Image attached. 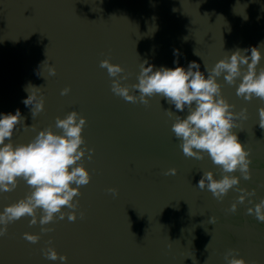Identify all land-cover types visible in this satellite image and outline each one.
Returning a JSON list of instances; mask_svg holds the SVG:
<instances>
[{
	"label": "water",
	"instance_id": "water-1",
	"mask_svg": "<svg viewBox=\"0 0 264 264\" xmlns=\"http://www.w3.org/2000/svg\"><path fill=\"white\" fill-rule=\"evenodd\" d=\"M261 42L264 0H0V114L19 109L24 118L11 142L27 144L50 126L59 133L56 118L76 111L86 119L81 135L87 147L78 163L90 175L73 198L79 202L75 221L65 215L42 226L38 210L35 225L28 216L8 224L0 236V264H226L229 249L246 264H264V222L247 212L264 198V129L258 125L264 100L238 97L239 78L232 85L223 75L217 78L231 110H247L233 131L250 150L251 178L244 180L239 170L229 175L246 192L255 190L237 203L243 193L233 186L217 200L197 182L208 171L220 179V166L206 154L201 160L186 157L171 131L175 115L186 117L187 110L176 112L158 94L146 97L148 105L125 101L111 91L116 78L100 67L104 59L119 65L124 71L118 76L127 77L120 83L131 86L145 60L154 69H187L195 61L203 72L236 48ZM259 50L257 72L264 67V44ZM28 85L41 87L37 95L44 98L35 118L22 102ZM65 87L70 91L61 95ZM130 94L139 96L131 88ZM169 169L175 174L165 175ZM29 193L18 179L14 190L0 192V212ZM233 203L234 213L228 211ZM41 227L52 231L42 233ZM26 232L39 240L27 241ZM49 247L66 261L47 259L42 250Z\"/></svg>",
	"mask_w": 264,
	"mask_h": 264
},
{
	"label": "clouds",
	"instance_id": "clouds-1",
	"mask_svg": "<svg viewBox=\"0 0 264 264\" xmlns=\"http://www.w3.org/2000/svg\"><path fill=\"white\" fill-rule=\"evenodd\" d=\"M184 39L187 40V37ZM262 44L264 42L243 50L236 48L211 69L205 67L203 72L195 61L189 62L187 69L182 66L174 68L161 66L154 69L145 60L140 64L138 83L131 86L120 83L127 77L118 76L124 71L119 65L104 59L100 61V67L106 69L110 77L116 78L111 81V91L125 101L148 105L149 100L146 97L158 94L168 104L173 105L176 112L184 113L187 110L186 117L182 118L181 115L176 114L171 125V131L174 138L180 141L179 147L183 154L196 160L203 159L206 154L222 170L220 179L214 178L211 171L204 172L197 182V187L201 190L207 187L217 200H222L229 189L236 186V190L243 193L238 197L237 203H242L245 196L254 195L255 190L246 192L239 187V178L229 174L239 170L244 180L251 178L249 169L253 161L249 159L250 150L245 149L233 131L237 127V119H247V110L241 109L238 113L231 110L234 105L229 104L221 95V86L217 78L223 75L224 81L229 85L236 84L239 78L236 87L238 97L246 101L251 100L253 96L264 100V67H260L257 72V65L261 60L259 49ZM173 54L178 57L179 51L174 50ZM194 54L196 55L195 50ZM173 63L178 64V61L174 60ZM241 66H246V69ZM48 73L55 75V68L48 67ZM130 88L138 90L139 96L130 94ZM40 89L41 87L31 85L25 88L28 95L22 102L26 107L30 106L32 118L44 108L43 96L37 95ZM69 91L70 89L65 87L60 94L66 95ZM165 111L169 115L173 114L172 111ZM258 117V125L264 129V107L258 109ZM22 119L24 118L19 109L15 114H0V192L14 190L18 179H23L30 187L28 195L5 206L0 212V225H3L0 227V236L7 234L8 224L24 216L31 217L30 226L35 225L38 210L39 223L42 226L55 219L63 220L65 215L69 221H75V209L79 202H74L73 198L80 195V186L90 182L88 171L78 163L85 155L87 147L81 135L86 125L83 116L71 111L63 119L57 117L55 127L61 130L59 133L53 132L50 126L39 131L27 144L14 146L11 142L13 130ZM33 130H35L34 126ZM81 145L85 147L82 148ZM87 151L91 154L93 150L87 149ZM88 158L91 159V155ZM175 171L169 169L164 174L174 175ZM108 191L113 196L118 194L114 188ZM237 203H233L228 211L234 213ZM249 203L252 201L249 200ZM62 208L73 211L65 213ZM247 212L249 215H254L258 222H264V198L248 208ZM80 215L82 218L83 213ZM208 222L215 224L216 218L210 217ZM50 231L52 229L41 227L42 233ZM23 236L31 243H36L40 238L27 232ZM207 247L208 245L206 250ZM42 253L53 261L59 259L63 262L67 259L65 256H58L51 247L42 250ZM237 255V250L229 249L224 255L226 264H246L243 258H236Z\"/></svg>",
	"mask_w": 264,
	"mask_h": 264
}]
</instances>
